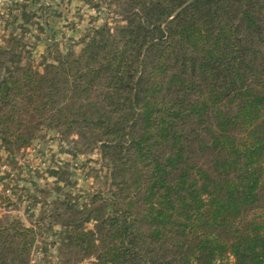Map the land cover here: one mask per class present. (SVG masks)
Returning a JSON list of instances; mask_svg holds the SVG:
<instances>
[{
	"label": "trees",
	"instance_id": "1",
	"mask_svg": "<svg viewBox=\"0 0 264 264\" xmlns=\"http://www.w3.org/2000/svg\"><path fill=\"white\" fill-rule=\"evenodd\" d=\"M79 1L119 20L76 55L0 40V150L56 131L106 170L40 220L91 264H264V0ZM36 237L0 223V264Z\"/></svg>",
	"mask_w": 264,
	"mask_h": 264
},
{
	"label": "rangeland",
	"instance_id": "2",
	"mask_svg": "<svg viewBox=\"0 0 264 264\" xmlns=\"http://www.w3.org/2000/svg\"><path fill=\"white\" fill-rule=\"evenodd\" d=\"M119 20L106 6L94 10L79 0H0V40L15 39L30 52L38 68L57 46L74 55L89 28L110 26ZM106 170L97 155L80 150L56 131H39L32 146L7 155L0 150V223L19 222L37 231L30 264H91L93 259L68 254L60 243L62 220L41 221L44 207L63 194L89 193L102 189ZM90 227V226H89Z\"/></svg>",
	"mask_w": 264,
	"mask_h": 264
}]
</instances>
